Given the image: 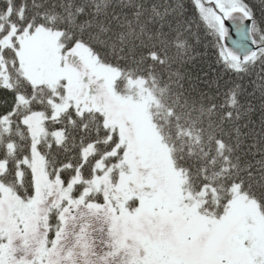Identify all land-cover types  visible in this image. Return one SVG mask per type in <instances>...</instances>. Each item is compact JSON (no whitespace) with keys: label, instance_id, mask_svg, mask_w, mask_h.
Listing matches in <instances>:
<instances>
[{"label":"snow or ice","instance_id":"obj_1","mask_svg":"<svg viewBox=\"0 0 264 264\" xmlns=\"http://www.w3.org/2000/svg\"><path fill=\"white\" fill-rule=\"evenodd\" d=\"M0 264H264V0H0Z\"/></svg>","mask_w":264,"mask_h":264},{"label":"trees","instance_id":"obj_2","mask_svg":"<svg viewBox=\"0 0 264 264\" xmlns=\"http://www.w3.org/2000/svg\"><path fill=\"white\" fill-rule=\"evenodd\" d=\"M195 63H196V65H197L196 68H194L191 64H189V65L187 66V69H186V70H190V71L193 72V74H195L196 71L198 70V66L200 65V61H199V59H197Z\"/></svg>","mask_w":264,"mask_h":264}]
</instances>
